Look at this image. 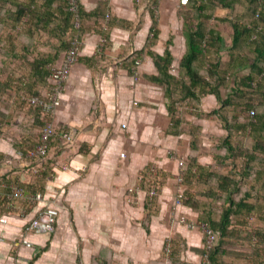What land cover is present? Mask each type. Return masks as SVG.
Returning <instances> with one entry per match:
<instances>
[{
	"label": "crops",
	"instance_id": "obj_1",
	"mask_svg": "<svg viewBox=\"0 0 264 264\" xmlns=\"http://www.w3.org/2000/svg\"><path fill=\"white\" fill-rule=\"evenodd\" d=\"M79 5L83 25L78 31V54L53 118V137L58 127H65L59 139L66 146L63 155L67 158L61 167H54L52 179L41 191L44 200L31 206L27 219L14 214L16 223L0 221V264H14L4 239L11 237L13 231H22L25 220L47 202L56 204L59 210L55 228L49 233L27 234L32 244L44 246L25 264L36 263L48 246L60 239L53 233L66 232L71 239L70 226L89 243L112 242L114 238L116 257L112 264H200L204 234L179 221L180 215L196 219L198 211L184 203L173 208L178 188L176 174L178 160L183 159L186 164L193 152L197 161L206 166L216 167L217 159H222L219 144L225 130L214 113L219 101L209 93L196 106L177 104L180 119L174 122L167 88L151 77L158 75V70L147 54V49L159 54L169 49L170 72L187 81L179 66L186 51L182 5L178 0H79ZM40 35V50L54 52V37L46 31ZM63 51L53 59L55 64L60 63ZM221 89L222 94L229 91L228 87ZM81 93L88 105L77 108L83 98L77 95ZM97 98L100 110L89 112ZM192 125L200 139L195 149ZM67 130L74 132L70 143L62 137ZM232 136L230 142L234 141ZM79 142L85 145L83 150L77 149ZM253 142L247 132L244 145L250 147ZM13 152L9 137L0 135V153ZM229 159L223 165L228 171L234 169ZM151 165L166 178L155 203L148 207L147 192L139 189L138 179ZM14 166L22 181H32L29 174ZM231 174L233 178L240 177L236 172ZM251 183L244 182L242 192ZM254 185L255 192H264L262 181ZM129 187L134 189L130 191ZM0 208L2 214L8 213L6 204H0ZM247 220L248 226L238 215L229 225L230 233L224 237L226 248L220 254L223 264H243L245 259L238 254L243 239L249 228L263 225L255 214ZM167 244L170 250L180 248L179 253L170 254Z\"/></svg>",
	"mask_w": 264,
	"mask_h": 264
},
{
	"label": "trees",
	"instance_id": "obj_2",
	"mask_svg": "<svg viewBox=\"0 0 264 264\" xmlns=\"http://www.w3.org/2000/svg\"><path fill=\"white\" fill-rule=\"evenodd\" d=\"M184 6L186 51L179 66L187 81L177 79L170 72L172 54L167 48L162 54L147 49V54L153 58L158 70V75L151 77L167 88L170 96L169 109L174 122L180 119L177 104L196 106L202 96L215 94L219 105L213 112L218 115L225 132L219 144L223 151L219 155L222 159H217L216 167L212 164H200L197 154H189L187 163L183 165L182 203L197 208L196 219L207 223L214 232L215 240L208 252L212 264H223L220 254L221 249L226 248L224 237L230 233L228 227L235 217L240 215L247 225V217L255 214L263 225L249 228L243 244L241 242L243 248L238 254L243 255V264H264V192L254 191V184L259 180L264 188V0H188ZM216 8L224 9L225 14L215 15ZM82 17L79 5L76 26L75 15L69 10L67 0H0V55H5L6 52L10 57H17L21 45L22 49L32 52V47L36 48V45L31 40L41 37V31H46L55 39L54 52L36 48L39 56L32 60V73L29 76V79H34L24 81L23 77L13 76L2 79L0 93L9 87L19 88L16 90L18 103L25 101L22 95L45 97L48 88L46 92L38 93L34 90L30 92L28 87L34 86V82L39 79L46 80L48 84L49 68H43L44 64L55 61L53 59L58 52L66 50L73 38L78 37V31L83 25ZM30 43L31 47H28ZM6 62L3 61L1 65L7 66ZM227 87L229 91L222 94L221 88ZM7 103L4 95L0 94V121L8 112ZM29 107L37 113V120L43 126L48 119L47 115L38 105L29 104ZM191 128L192 146L195 149L200 139L195 127L192 125ZM0 131L3 129L0 128ZM40 131L41 129L32 144L25 147L20 146V143L15 144L14 150L34 148L39 142ZM247 132L254 139L250 147L244 145ZM232 135L235 137L234 141L232 139L234 144L230 142ZM54 138L51 136L49 139L48 151ZM2 157L3 154L0 153V160ZM229 157L234 169L228 171L223 165ZM14 168L8 173L12 174ZM233 172L240 177L233 178ZM15 174L17 180H12H19L22 186L20 174L17 171ZM247 181L252 183L242 192L243 183ZM143 182L149 184L150 189L154 177L146 178ZM192 183L206 187L202 194L210 199L208 204L186 201ZM1 201L7 206L5 198L0 200V204ZM28 221L25 220L24 225ZM170 251L174 255L179 253L180 248ZM203 253L204 248L200 253V264Z\"/></svg>",
	"mask_w": 264,
	"mask_h": 264
},
{
	"label": "rangeland",
	"instance_id": "obj_3",
	"mask_svg": "<svg viewBox=\"0 0 264 264\" xmlns=\"http://www.w3.org/2000/svg\"><path fill=\"white\" fill-rule=\"evenodd\" d=\"M185 8H186L185 6H180V12L182 15L184 12L183 10ZM221 9L222 8H216L215 15H219V16L224 15L225 11L221 12ZM188 12L189 14H191L190 11ZM40 39L41 37H38V39H35V41L31 40V43L33 45H36V48L38 50H40ZM31 43L28 47H31ZM36 48L35 46L34 48L32 47V52H31L25 48L22 49V45H21L19 46V53L17 57L14 56L10 57V55L6 54V52L5 55L4 53H2L0 55V80L2 79L4 80L5 78H9L11 76H13L14 78L23 77L24 81H31V79H34L31 77H30L31 79H29V76L32 73L30 67L32 66V60L36 56H39L38 52H36L37 51ZM64 51L62 52V54L64 53ZM3 61L5 62L8 61V63L6 62L7 66L1 65ZM53 64H55L54 61L47 62L44 64L43 68H50V65ZM47 85L49 86V82L48 84H46V80L43 81L39 79V81L34 82V86L32 85L31 87L28 88L30 92L34 90L37 91L38 93H44L48 88ZM17 89L19 88L9 87L8 90L5 89L4 91H2V93H0L4 95V98L8 102L6 106L8 112L5 113L6 117H4V119L0 121V128L3 129V131H0V135L6 134V136L9 137V140H11V145L13 147V150L15 148V144L18 143H20L19 145L22 147L32 144L33 140L37 139L38 136L37 134L39 133V130L42 127L37 120L38 119L37 113L34 112L29 107V104H27L25 101L19 103L18 101H16L19 98L16 92ZM77 96L83 97L82 99H80V103L77 105V108L79 105H84V106L88 105V102L84 100L85 97L83 96L82 93ZM83 100L85 102H83ZM99 110H100L99 100L97 98L93 101V103H91V108L89 112H98ZM63 129H65L64 126H60L57 128V134L53 139L54 141L51 142L50 149L47 152V158L45 157L46 159L40 162L39 165L40 167L36 164L38 160L31 161L32 165L34 164L36 165L38 171L30 174L32 180L31 182L21 181V184L25 191L27 192L42 191L44 184L47 183L49 179H52L54 175V167L56 168V166H60L61 162H63L62 160L67 158L66 154L63 155L66 146L60 143L61 140L59 139V133ZM78 144H77L78 150H83L85 148V145H83L82 142H79ZM155 168H156L155 170L156 172L153 175L154 182L152 187L156 190V195L153 196V198L148 195V190L150 187L149 184L138 179L139 189L146 190L145 192H147L145 194L146 195L145 201L147 203V206L149 205L148 207H152V204L155 203L156 198H158V194H160L162 185L165 182V178H166V176L163 173L159 174L158 168L156 166ZM15 172H16V167L14 168L13 178L14 180H17V176H15L16 175ZM205 188L206 187L203 185L200 184L193 185L192 183L191 187L188 189L189 192L187 193L186 201L188 200L191 201L192 203L198 202V204L203 202L205 203V205L208 204L210 199L202 194L203 192L202 190ZM133 189L134 188L132 187V190ZM128 190L131 191L130 187L128 188ZM2 192H6V189L2 190ZM1 198H5V197L0 196V200H2ZM134 198L135 197L133 196L132 200L136 199ZM16 204L19 206H25L26 213L22 217L27 219L28 218L27 214L31 210V206L34 204L28 202L26 203L20 200L17 201ZM3 214L0 212V216ZM6 215L8 221L16 223V219L13 217L14 214L12 212L10 213L8 212ZM69 229L71 231V234L73 235L72 238L69 239V234L66 232L65 233L56 232L55 234L53 233V236H55L56 234L60 235V239L55 241L53 244L51 243L48 246V249L40 255V258L34 264H112L114 262V259L116 257V249H115L116 247L114 244V240H115L114 238L112 239V242H109L108 240H103L102 242L89 243L87 240L85 241L82 237L75 234L76 230L74 229L73 226H70ZM21 233L22 231L20 232L13 231V235L11 237L8 236L6 237V239H4V241L7 242L10 246V248L7 249V254L9 253V256L12 257V259L14 260V264L28 263V261L33 256L34 252H36L38 248L44 246V244L33 243L32 248H25L22 242L20 241V239L22 238ZM30 234L31 233H29L28 236Z\"/></svg>",
	"mask_w": 264,
	"mask_h": 264
},
{
	"label": "built area",
	"instance_id": "obj_4",
	"mask_svg": "<svg viewBox=\"0 0 264 264\" xmlns=\"http://www.w3.org/2000/svg\"><path fill=\"white\" fill-rule=\"evenodd\" d=\"M142 1V0H137ZM69 5V10H71L75 15L76 23L78 26L79 20V0H67ZM179 5H185L188 0H178ZM153 36V32L150 34ZM78 54V39L75 36L71 41V45L64 51L60 63L50 65L48 82L49 86L47 89V94L45 97H40L36 95H22V99L25 100L27 104L38 105L42 112L47 115L48 119L45 121L41 128L39 142L34 148L23 150L15 149L13 153H6L0 160V196L5 197L7 200L8 212H12L16 216L22 217L26 213L25 206H19L16 204L17 201L28 202L35 204L44 200V195L41 191L27 192L23 189L18 181H14L13 173L9 174L8 171L11 170L14 164L17 168L24 173L31 174L38 171L36 165H32L31 161L38 160L36 163L38 166L40 162L47 156L49 139L55 134V127L53 123V118L55 111L60 104V95L63 91L64 85L69 77L72 64L75 62ZM136 103V101L134 102ZM63 140L66 143H70L73 140L74 132L71 130L64 131L62 133ZM121 155H124L121 152ZM29 164V165H28ZM28 165V166H27ZM183 159L178 160L179 172L176 174V180L178 188L174 198V207L182 203L184 187L182 185V175H183ZM40 167V166H39ZM156 168L154 165L147 167L140 175L139 180L144 181L146 178L153 177ZM18 172V171H17ZM31 176V175H30ZM8 180H6V179ZM10 180V181H9ZM6 189V192L2 190ZM132 190V188H130ZM148 195L153 197L156 195V190L151 187L148 190ZM59 210L56 204L42 203L37 212H35L28 223L23 226L20 241L26 247H31L32 242L27 238L29 233H49L54 230L55 223L57 220ZM7 213L0 216L1 222L7 221ZM179 221L187 225L189 228H196L203 232L204 234V253L201 258L202 264H212L208 252L213 246L215 240L214 232L209 228L207 223L200 221L198 219L187 218L185 215L179 216ZM167 251H170V246L167 244ZM254 264V263H251Z\"/></svg>",
	"mask_w": 264,
	"mask_h": 264
}]
</instances>
